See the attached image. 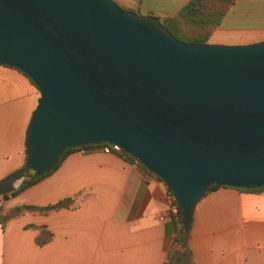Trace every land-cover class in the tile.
<instances>
[{"label": "water", "instance_id": "1", "mask_svg": "<svg viewBox=\"0 0 264 264\" xmlns=\"http://www.w3.org/2000/svg\"><path fill=\"white\" fill-rule=\"evenodd\" d=\"M0 65L39 91L1 190L100 142L165 184L184 231L207 187L264 186V40L187 43L113 0H0Z\"/></svg>", "mask_w": 264, "mask_h": 264}, {"label": "crops", "instance_id": "2", "mask_svg": "<svg viewBox=\"0 0 264 264\" xmlns=\"http://www.w3.org/2000/svg\"><path fill=\"white\" fill-rule=\"evenodd\" d=\"M155 1L162 7L146 6ZM188 1L140 0V9L172 16ZM263 35L264 0H235L207 42L248 44ZM38 97L28 77L0 65V180L24 163L25 130ZM166 194L155 174L120 153L72 151L14 196H0L3 211L74 199L47 213L21 212L0 226V264H164L178 248L179 229L178 218L159 219ZM39 226L50 232L42 245ZM187 246L194 264H264V192L229 186L207 192L193 210Z\"/></svg>", "mask_w": 264, "mask_h": 264}, {"label": "trees", "instance_id": "3", "mask_svg": "<svg viewBox=\"0 0 264 264\" xmlns=\"http://www.w3.org/2000/svg\"><path fill=\"white\" fill-rule=\"evenodd\" d=\"M113 1L117 3L115 0ZM135 1L138 3L140 2V0H135ZM210 2H217L220 4V6L214 9L212 8V6H210ZM233 2L234 0H189L183 7H181V9L175 15L162 16V17L158 16V18L160 22L165 27H167L168 30L173 34V36L176 37L177 39L187 43L190 42L206 43L207 38L210 35L211 31L219 25L222 17L224 16L228 8L233 4ZM134 12L137 14H145L143 12H136V11ZM20 72L24 74L22 71ZM24 75L28 77L26 74ZM29 80L31 81L30 78ZM104 143L106 142H100L97 144L87 143L78 147H69L63 149L58 155L56 162L47 171L36 175L34 171L28 170L24 174L23 179L21 180V182L17 187L14 188L11 186L6 190L0 189V196L3 199H7L9 197L14 196L19 191L23 190L24 188L28 187L29 185L33 184L43 176L49 174L54 169H56L59 166V164L62 162V160L70 152L75 150H82L88 152L93 148L100 147ZM120 155L123 156L128 161H137L131 155L125 153L123 150L120 152ZM217 187L219 186L215 184L207 187L204 195L207 192L216 189ZM239 189L245 191H252V192H264V186L257 188H250V189H245V188H239ZM167 190L171 192L168 188ZM73 200H74L73 198L67 197L55 203L45 206L20 205L8 211H3L2 208H0V226L2 229H4L6 222L10 218L17 216L21 212L29 211V212L47 213L51 210H55L61 207H68L72 205ZM178 223H179L178 235L175 236L174 238V242L178 245V248L175 249V251L171 253V255H169V257L167 258L164 264H194L191 256V251L187 246V237L189 231L183 230L180 221V216H178ZM38 228L40 230L41 236L37 237L36 242L42 245L49 239L50 232L45 228V226H39Z\"/></svg>", "mask_w": 264, "mask_h": 264}, {"label": "built area", "instance_id": "4", "mask_svg": "<svg viewBox=\"0 0 264 264\" xmlns=\"http://www.w3.org/2000/svg\"><path fill=\"white\" fill-rule=\"evenodd\" d=\"M99 149L104 153H120L122 151L121 147L116 143H104L99 147ZM179 216L178 207L172 197L171 192L167 190L166 194V208L159 215V219H177Z\"/></svg>", "mask_w": 264, "mask_h": 264}, {"label": "rangeland", "instance_id": "5", "mask_svg": "<svg viewBox=\"0 0 264 264\" xmlns=\"http://www.w3.org/2000/svg\"><path fill=\"white\" fill-rule=\"evenodd\" d=\"M118 4H119V6L121 7V8H123V9H126V10H134V11H136V12H141L142 10L140 9V2L138 3V2H136L137 4L136 5H131L130 4V2H129V0H115ZM161 3L162 2H157V1H155V2H153V3H151V4H149V3H147L146 4V6L148 7V8H154V7H162V5H161ZM235 3V0H234V2H233V4ZM232 4V5H233ZM231 5V6H232ZM210 6H212V8H218L219 6H220V4L219 3H217V2H210ZM230 6V7H231ZM229 7V8H230ZM168 8V7H167ZM228 8V9H229ZM144 13V12H143ZM145 14H151V13H148V12H145ZM152 15H154V14H152ZM155 16H157V15H155ZM158 17V16H157ZM250 22H251V19H250ZM250 24V23H249ZM218 27V26H217ZM217 27H215L212 31H211V33H210V35L216 30V28ZM210 35L208 36V38L210 37ZM207 38V39H208ZM259 39H261V40H264V35H263V37H261V38H259ZM23 178H21V179H18V180H16L15 181V183H18V182H20L21 180H22Z\"/></svg>", "mask_w": 264, "mask_h": 264}]
</instances>
